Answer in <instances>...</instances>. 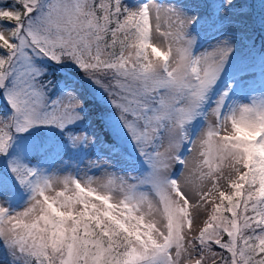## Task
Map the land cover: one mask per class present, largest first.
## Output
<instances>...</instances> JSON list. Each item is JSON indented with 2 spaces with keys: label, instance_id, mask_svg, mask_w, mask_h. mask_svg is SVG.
<instances>
[{
  "label": "rangeland",
  "instance_id": "374dc122",
  "mask_svg": "<svg viewBox=\"0 0 264 264\" xmlns=\"http://www.w3.org/2000/svg\"><path fill=\"white\" fill-rule=\"evenodd\" d=\"M17 1L24 12L15 32L0 24L12 45L0 52V264H110L111 245L90 237L94 218L126 233L111 264H242L245 223L233 198L258 162L249 159L252 134L262 131L264 144V52L250 9L209 0L204 26V0ZM47 63L78 77L52 85ZM101 70L113 73L108 86ZM85 78L101 94L113 142L83 107ZM221 94L229 101L217 129ZM39 129L49 136L40 149L16 133ZM32 151L39 160L27 158ZM24 162L36 175L17 200ZM177 166L173 194L167 177Z\"/></svg>",
  "mask_w": 264,
  "mask_h": 264
},
{
  "label": "trees",
  "instance_id": "16d2710c",
  "mask_svg": "<svg viewBox=\"0 0 264 264\" xmlns=\"http://www.w3.org/2000/svg\"><path fill=\"white\" fill-rule=\"evenodd\" d=\"M94 1V0H93ZM96 1V0H95ZM235 4L245 5L252 12V22H253V30H256L258 37L260 36L264 42V21L260 20V18H264L263 10L264 5L262 3H257V0H235ZM0 5L3 7L0 9V24L9 28L11 31L15 32L16 23L20 21L21 15L24 12V7L21 2L17 0H0ZM5 6H10L12 10H8ZM252 30V31H253ZM12 45L10 42L5 40L2 36H0V52L8 51ZM115 49L116 46H113ZM3 50V51H2ZM117 50V49H116ZM50 67V72L48 73V78L52 85L58 83H69L72 81V76L68 73V71L61 70L54 66L51 63L47 64ZM52 89V88H51ZM83 107L86 112L93 118V125L97 132L103 138L107 137V130L104 128L103 123L100 119V116L96 113V110L88 97H85L82 101ZM38 137V136H37ZM37 137H35L37 139ZM34 139V140H36ZM252 178H254V183L250 185L246 183V186L242 189V194L240 193L239 197L241 198L238 202V195L234 196L235 204L237 206V215L240 216L238 219L244 220L243 227V237L240 236L243 244L244 258L242 264H264V239L256 237V233L261 230V228L257 224V215L262 208L263 200L259 195L257 188V173L256 169H252L250 172ZM253 181V180H252ZM226 200L224 199V202ZM228 202V201H227ZM234 204V202H233ZM226 208V207H225ZM91 234L90 237L100 236L103 242L105 240L111 245L109 251L106 252V255L103 257L106 261H109L110 264L113 260L118 257L120 261V256H122V250L124 245V241L121 238V234L113 230L109 231V221L101 222L96 218L91 219ZM98 230L101 233H98ZM124 236V235H123ZM106 243V242H105ZM226 251H223L225 254ZM222 256V255H221ZM215 261H218L216 259Z\"/></svg>",
  "mask_w": 264,
  "mask_h": 264
}]
</instances>
